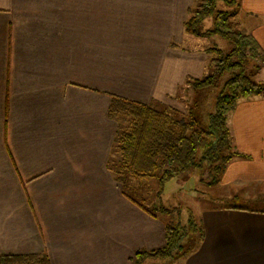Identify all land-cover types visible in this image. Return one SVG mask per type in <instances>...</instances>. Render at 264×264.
I'll return each mask as SVG.
<instances>
[{
	"label": "crops",
	"instance_id": "obj_1",
	"mask_svg": "<svg viewBox=\"0 0 264 264\" xmlns=\"http://www.w3.org/2000/svg\"><path fill=\"white\" fill-rule=\"evenodd\" d=\"M235 1L264 52V0ZM194 2L0 0V256L133 264L164 247L163 221L108 170L107 109L114 95L181 111L178 87L207 73L201 38L183 30ZM227 126L240 157L213 186L226 187L217 200L264 202V98L238 101ZM240 208L202 210L203 239L180 263L264 264V208Z\"/></svg>",
	"mask_w": 264,
	"mask_h": 264
},
{
	"label": "trees",
	"instance_id": "obj_2",
	"mask_svg": "<svg viewBox=\"0 0 264 264\" xmlns=\"http://www.w3.org/2000/svg\"><path fill=\"white\" fill-rule=\"evenodd\" d=\"M227 6L236 5L235 0H195L187 12L183 24L186 35L192 37L218 36L225 40L230 49L225 53L216 47H206L207 68L212 74L200 78H187L178 91H201L214 86L225 75L214 101V110L206 121L201 119L198 107L186 104V112L152 101L141 104L110 95L107 117L115 123L108 170L123 188L131 177L155 179L159 185L187 170L206 169V183L213 187L219 181L228 161L240 154L232 148V138L227 119L238 101L251 97L264 98V82L251 79V70L264 62V52L241 25L232 19L234 13L219 10L217 2ZM211 19V27L202 30L203 22ZM170 47L176 48L175 44ZM177 96L175 95L174 99ZM204 178V177H203ZM129 199L146 214H154ZM230 208L242 209L238 206ZM160 211H171L160 207ZM163 221V220H162ZM164 247L154 251L141 250L135 253L133 264L146 259L170 260L175 254L188 256L197 249L203 239V227L192 219L184 226L178 220L163 221ZM195 239V241H193ZM189 241V242H188ZM194 243V244H193ZM193 244V245H192ZM49 264L45 254L27 256H0V264L31 262Z\"/></svg>",
	"mask_w": 264,
	"mask_h": 264
},
{
	"label": "rangeland",
	"instance_id": "obj_3",
	"mask_svg": "<svg viewBox=\"0 0 264 264\" xmlns=\"http://www.w3.org/2000/svg\"><path fill=\"white\" fill-rule=\"evenodd\" d=\"M217 6L219 10L233 12L234 15L232 19L236 18L235 16L238 10V6H232V4L227 6L222 1L217 2ZM238 15L239 14L237 13V17ZM211 23V19L205 20L202 25V30L209 29L211 27ZM199 38L201 39H196V45L200 44L205 47H216L218 49H221L225 53L230 49L228 43L218 36ZM189 46L190 49H194L195 47L193 43L189 44ZM263 65L264 62L260 63V66L257 69H250L252 74L251 79L256 83L264 82ZM206 72L207 73L205 75L212 74L211 70H209L208 68ZM227 78L228 76L225 75L221 80L217 81L214 86L197 92H194V90H190V92H183L182 88L179 91L177 89L176 101H178V103L180 104L181 112H186V104L193 107V101H195L196 104L194 106L199 108L201 119L203 121H206L208 114L212 113L214 110L215 98L218 95L223 82ZM205 179L206 169L187 170L186 172L181 173L178 176L173 177L169 181L163 183L162 186H160L158 181L155 179H136L131 177L128 181L125 182V193L128 197H131L132 199L137 201L138 204L150 210L161 220H178L184 226L188 225L189 219H192L194 224L198 225L202 210L218 207L220 205L233 206L237 204L239 205V207L241 206L243 208H264V202H252L250 204H248V202L246 204V202L241 201L240 196H238V198L233 197L231 200H217L218 196H224V198L226 197V187H211L207 185ZM249 191H251L250 188L248 189V192ZM252 191L257 192L259 191V189H254ZM238 193L242 195V190L239 189ZM160 207L171 211V213L166 214L161 212ZM193 241H195V239ZM190 254H192V252ZM186 257H182L181 254H175L174 257L170 260H150V263L145 261L144 264H181L180 262ZM14 264L35 263L31 261L26 263L17 262Z\"/></svg>",
	"mask_w": 264,
	"mask_h": 264
}]
</instances>
